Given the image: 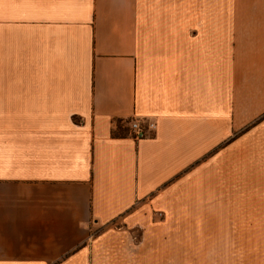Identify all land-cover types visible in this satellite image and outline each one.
<instances>
[{"label": "crops", "instance_id": "crops-1", "mask_svg": "<svg viewBox=\"0 0 264 264\" xmlns=\"http://www.w3.org/2000/svg\"><path fill=\"white\" fill-rule=\"evenodd\" d=\"M0 264H264V0H0Z\"/></svg>", "mask_w": 264, "mask_h": 264}, {"label": "rangeland", "instance_id": "rangeland-1", "mask_svg": "<svg viewBox=\"0 0 264 264\" xmlns=\"http://www.w3.org/2000/svg\"><path fill=\"white\" fill-rule=\"evenodd\" d=\"M240 24V23H238ZM258 228L260 225H255ZM203 229L201 231V236H211L212 235V225H202ZM182 225H175L174 223H169L166 225H151L149 229L145 226H137L133 233L132 236L135 238H146V237H152V238H172V239H180L182 237ZM99 232V231H98ZM223 232V231H222ZM243 236H244V231H242ZM261 231L259 229L255 230L253 229L252 235L253 236H259V233ZM187 233V232H186ZM187 236V235H185ZM222 236H228L226 234H222ZM239 236V233H238ZM177 246H173V249H175Z\"/></svg>", "mask_w": 264, "mask_h": 264}, {"label": "built area", "instance_id": "built-area-1", "mask_svg": "<svg viewBox=\"0 0 264 264\" xmlns=\"http://www.w3.org/2000/svg\"><path fill=\"white\" fill-rule=\"evenodd\" d=\"M155 125H151V129H154ZM131 131L133 134V138L136 141H140L142 139H145L147 137V130L142 128L140 123H133L131 127Z\"/></svg>", "mask_w": 264, "mask_h": 264}]
</instances>
